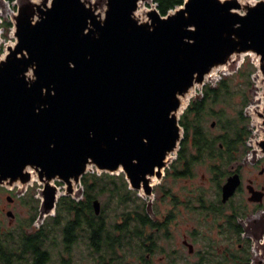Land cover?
Returning a JSON list of instances; mask_svg holds the SVG:
<instances>
[{
	"label": "water",
	"instance_id": "95a60500",
	"mask_svg": "<svg viewBox=\"0 0 264 264\" xmlns=\"http://www.w3.org/2000/svg\"><path fill=\"white\" fill-rule=\"evenodd\" d=\"M146 1L25 0L13 17L17 44L0 61V186L37 177L40 224L56 212V182L71 196L89 166L151 197L180 149L190 100L179 113L195 87L242 55L264 75V0H185L141 20ZM256 114L264 127V109ZM258 144L264 155V136ZM240 184L228 178L223 202ZM93 208L101 213L99 199Z\"/></svg>",
	"mask_w": 264,
	"mask_h": 264
},
{
	"label": "trees",
	"instance_id": "16d2710c",
	"mask_svg": "<svg viewBox=\"0 0 264 264\" xmlns=\"http://www.w3.org/2000/svg\"><path fill=\"white\" fill-rule=\"evenodd\" d=\"M153 2L157 4L160 14L166 16L172 10L182 6L185 0H153ZM4 25L7 33L13 26L11 22H5ZM256 72L257 68L253 63L244 62L236 73L223 76L215 86L206 85L203 88V97L191 99L180 116L183 139L178 158L173 166L175 170L173 177H194L197 165H203L211 174V180L214 183L209 191L203 187L191 191L192 197L189 199L192 200H190L192 206L190 208L194 214H197L200 222L207 219L209 208L204 207L206 204L215 209L216 215L213 222L218 223L221 220L219 217L222 216L224 207L220 206V200L217 197V185L229 174L231 163L242 159L246 154L245 143L250 131L247 130L246 123L249 120L244 117L243 109L250 102L249 88L253 83L251 77ZM237 79L238 82H236ZM237 95L241 97V102L233 104L235 116H227L225 110H215V104L218 102L231 104ZM213 118L217 119L213 122L215 125L224 127V133L219 135L213 133L211 129L213 126L209 124ZM81 183L83 185L81 199L75 200L70 196L61 197L55 216H49L46 224L39 229L28 231L36 219V215H32L26 221V225H20L14 230L0 231V264H44L46 258L45 251L42 249L44 236L49 237V244L52 247L50 253L62 252L60 248L62 237L65 238L67 245L80 243L86 245L88 247L86 252L89 255L94 253L104 257L111 255L113 264H155L146 257V254L152 251V258L159 249L155 232L158 224L147 213L146 202L137 196V191L129 188L125 175L106 172L87 173L83 176ZM169 194L170 190L164 188L163 200ZM102 196H107L104 206L115 207L109 212L112 215L109 222L122 221L123 218L128 220V233L124 232L123 225L101 224L107 218L104 215L99 217L95 215L93 202ZM176 199L173 198L174 205ZM197 204L199 208L194 207ZM33 209H36V206ZM102 210L104 212L103 207ZM155 213L157 216L160 215L159 210ZM176 214L177 212L169 211L165 215L168 216V220H172ZM226 218L221 236L231 245L230 253L227 251V254L225 251L217 254L208 250L203 253L205 255L203 259L191 264H227L230 261L235 264H249L250 240L242 239L241 233L244 230L237 229L238 224L234 218ZM94 222H98V225L95 226ZM64 231L65 234H63ZM211 243L214 242L210 238L205 245ZM239 243L242 244V249H239ZM23 254L35 255L34 260L23 257ZM174 255L176 257V254ZM88 260L90 261L89 257Z\"/></svg>",
	"mask_w": 264,
	"mask_h": 264
},
{
	"label": "rangeland",
	"instance_id": "374dc122",
	"mask_svg": "<svg viewBox=\"0 0 264 264\" xmlns=\"http://www.w3.org/2000/svg\"><path fill=\"white\" fill-rule=\"evenodd\" d=\"M25 0H0V61L4 60L7 56L8 49L10 47H15L17 44V38L15 36V27L14 25L10 28L7 33L5 22H11L14 24L13 17L18 13V9L21 3ZM33 2H40V0H31ZM95 1V0H93ZM252 1L253 3L257 0H247ZM153 8H157V4L153 2V0L141 2L138 11H146ZM175 10V9H174ZM172 10V11H174ZM143 13V12H142ZM237 61H241V66L244 62L250 61L255 65L256 58L252 55H242ZM259 64V62H258ZM231 71H228L225 68L218 69L214 72V75L207 77L205 80V85H197L195 89L191 93V99H197L203 97V88L206 85L215 86L223 76L225 75H233L238 71L237 68H230ZM252 85L249 88L250 102L243 109V115L249 121L246 123L247 130L250 131V135L246 140L245 145L247 146V151L244 157L239 162V168H241V174L244 175L245 180L248 178H257L264 181V176H260L261 167L264 166V155L261 154V148L258 146V142L263 139V125L262 120L257 117V110L263 111L264 109V75L258 71L252 75ZM239 80L237 79L236 82ZM235 87V86H234ZM236 89V87L234 88ZM241 100L239 95L235 96L234 101L231 104L226 102H218L215 104V110H225L227 116L233 117L235 116V108H233V104H237ZM189 101V102H190ZM217 121L216 118L210 120L209 124H213V122ZM212 131L214 134L219 135L224 133L223 126H213ZM179 151V150H178ZM178 151L175 152V158L172 161L173 163L169 165V168L165 171V176L163 180L154 186L153 195L151 197H147L142 191H137V196L143 199L146 202V211L149 216L156 220L157 218L163 219L162 215L168 214L169 208L167 201L163 200L164 197V188L170 190V194H177L180 198L185 197L186 195H190L191 191H195L196 189L203 187L209 191L212 189L211 185V174L207 171V168L203 165H197L196 167V176L188 177V178H175L173 177L175 170L173 166L177 160ZM261 160L260 167L256 168L253 164L254 161ZM230 168V166H229ZM89 173H93L94 170L91 166L88 169ZM117 173L116 175H119ZM56 185L59 187V197H63L65 194V185L61 182H56ZM43 185L38 181L37 177L31 181L27 188L22 186H16L14 188L11 187H2L0 186V225L6 229H15L20 225H26V221L31 218L32 215H36V219L30 228L36 229L39 227L40 223H38L37 219L39 216V210L41 207V197H40V189ZM212 192V191H210ZM83 193V185L78 184L75 187L74 193L70 196L72 199L80 200ZM169 194V195H170ZM192 195V194H191ZM210 195V193H209ZM213 195V193H211ZM8 197H11L13 200L9 201ZM107 196H102L99 200L102 203V207L104 209V216L107 220H111V210H114V206L111 207L104 206V202L106 201ZM168 200V199H167ZM36 206V209H33ZM11 210L15 214V219H12L6 215V212ZM121 211V209H118ZM160 211V215H156V211ZM163 213V214H162ZM55 216V213L54 215ZM255 215L250 219H248V223L244 224L243 228L245 229V233L242 236L243 238H248L251 243L250 248V260L249 264H264V251L262 249V244H264V222L259 223L258 217L254 219ZM49 217L45 219L47 221ZM250 220V222H249ZM172 223L169 226V235L165 232L164 234L157 233L158 239V248H161V252L156 253L152 256L153 260L156 264H191L197 262V255L191 256L188 252V249L183 245V239L185 236H188L189 240L192 241V237L190 236L191 232H194L195 229L200 231L202 235L199 238L194 240L195 248L197 250H203L204 240L203 237L211 238L214 243H220L219 246L227 248L228 241L219 233L211 229V226H207L208 219H203V224L200 222L197 214H194L191 211H188L181 207L180 211L177 212L176 216L172 219ZM169 237V238H168ZM231 246V245H230ZM178 251V255L175 250ZM219 253L222 251L217 250ZM176 254V257L175 255ZM183 255V256H182ZM175 257V258H174ZM173 260L175 262L173 263ZM227 264H235L234 262H228Z\"/></svg>",
	"mask_w": 264,
	"mask_h": 264
},
{
	"label": "flooded vegetation",
	"instance_id": "af4514ba",
	"mask_svg": "<svg viewBox=\"0 0 264 264\" xmlns=\"http://www.w3.org/2000/svg\"><path fill=\"white\" fill-rule=\"evenodd\" d=\"M178 158V156H177ZM253 164L255 165L256 168L260 167L261 165V160H256L253 162ZM239 162L238 160H235L231 163L230 168H229V174L227 176H225V178L223 179V181H221L218 185V192H217V197L220 200V206L224 207L223 208V213L222 216H220L219 218L221 220H219L218 223H214V215H216L215 209L209 207V204H206L204 207L205 208H209V210L207 211V226L209 227V225L211 226V229L214 228V230H216L219 235L221 236V234L223 233V227H225V222L227 221L226 217H232L236 220V224H238L237 229H243L244 232L241 233V235L243 236L245 233V229L243 228L244 224L248 221V219L251 220V218L255 215L254 219H257L258 217V222H264V181L257 179V178H248L245 180V177L243 174H241V168H239ZM238 173L240 175L241 178V184L240 186L237 188L236 192L234 193L233 196H231L226 202H223L222 199V188L224 186V184L227 182L228 178L234 174ZM260 176H264V166L261 167L260 170ZM180 178H188V177H180ZM163 180V179H162ZM159 183V182H158ZM156 183V184H158ZM211 185H213L214 183L211 180ZM155 184V185H156ZM154 185V186H155ZM192 194V193H191ZM186 195L183 198H180V196H178L177 194H170L167 196V198L165 199V202L167 201L168 205L166 206L167 208H169V211H174L179 212L181 207L191 211L192 208H190V206H192V204H190V197H192V195ZM177 195V197H176ZM9 198V197H8ZM173 198H177L176 199V204H173ZM168 199V200H167ZM13 200V199H12ZM192 201V200H191ZM196 207H200L199 204H197ZM11 210H8L6 212V215L8 216V212ZM95 213V211H94ZM103 210H101V213L99 215H97L95 213L96 216H102L103 214ZM163 219L157 218L155 221L158 224V227L155 229L157 233L159 234H164L163 232H165L167 235H169V226L170 224L173 222L172 220H168V216L167 215H162ZM12 219H15V214L14 217H12ZM249 220V222H250ZM248 223V222H247ZM246 223V224H247ZM46 224V221H44L42 224L39 225L38 228L39 229L41 226H44ZM95 226L98 225V222H94ZM101 224H108L110 226H115V225H123L124 227V232L128 233V226H129V221L125 220L123 218L122 221H117V222H109V221H103L101 222ZM18 228V227H17ZM15 228V229H17ZM3 230H9L6 228H3L2 225H0V231ZM10 230H14V229H10ZM33 230V229H32ZM30 228L28 229L29 232L32 231ZM47 231V230H46ZM45 231V232H46ZM119 231H117L118 233ZM66 232L64 231L63 234H65ZM46 234H48V232H46ZM164 234V235H166ZM202 235V233L200 231H197V229H195L194 232H191L190 236L192 237V241L189 240L188 236H185L183 239V245L184 248L186 247L188 249V252L191 256L197 255L198 260L203 259V257L205 255H203V253L205 251L208 250H212L213 252H217V254H220L217 250L222 251V253H224L225 251L230 253V244L228 243L227 248L224 247L222 249V247L219 246L220 243H211L208 245H205V242L209 241L210 238H204L203 240L205 248L203 247V250H197L195 248V243L194 240L196 238H199ZM169 238V237H168ZM245 240H249L248 238H243ZM49 237L48 236H44L42 239V249L45 251L44 255L46 256L45 260H44V264H113V260H112V256L111 255H107L106 257L94 253L89 255V253L86 252V250H88V247L84 244H68L65 242V238L60 239V248L62 250L61 253L59 254H55V253H50V251L52 250V247L49 244ZM212 244H215L214 246H212ZM189 245H192V251L191 248L189 247ZM234 245V243H233ZM239 249H242V244L239 243L238 244ZM155 251V250H153ZM178 249L175 250V252L178 254ZM152 252V251H151ZM151 252L149 251L146 254V257L150 259V261H153L155 264L156 262L153 260V258H151ZM161 252V248L158 249V251L156 250V253ZM227 252V254H228ZM155 253V254H156ZM154 254V255H155ZM23 257L26 258H30L31 260H34L35 255L33 254H23ZM88 257L90 259V261L88 260ZM100 258V259H99Z\"/></svg>",
	"mask_w": 264,
	"mask_h": 264
},
{
	"label": "bare ground",
	"instance_id": "6f19581e",
	"mask_svg": "<svg viewBox=\"0 0 264 264\" xmlns=\"http://www.w3.org/2000/svg\"><path fill=\"white\" fill-rule=\"evenodd\" d=\"M240 1H241L242 3H247V2H251V3H253L252 1H247V0H240ZM142 12H143V13H142ZM142 12L138 11V12H137V16H138L139 19L144 20V19H145V11H142ZM222 69H223V68H222ZM212 75H214V72H213L210 76H212ZM190 97H191V94H189V95L187 96V98H186V100L184 101L183 106H182V109H181V111H180L179 114H181V112L183 111V109L186 107V105H187V103H188V100H190ZM258 146H259V144H258ZM169 158L173 161L174 158H175V153H173ZM164 172H165V171H164ZM35 178H36V177L33 176V180H34ZM33 180H32V181H33ZM158 182H160L159 179H158L157 177H154V178H153V181H152L153 186H154L156 183H158ZM60 193H61V192H60ZM60 193H59V195H60Z\"/></svg>",
	"mask_w": 264,
	"mask_h": 264
},
{
	"label": "built area",
	"instance_id": "2783aa9c",
	"mask_svg": "<svg viewBox=\"0 0 264 264\" xmlns=\"http://www.w3.org/2000/svg\"><path fill=\"white\" fill-rule=\"evenodd\" d=\"M140 4H141V3H139V5H140ZM241 63H242V62L240 61V62H238L236 65L231 66V68H232V67H235V68L239 69V68L241 67ZM255 65H258V62H255ZM227 70H228V71H231L230 68H228ZM91 167L93 168L94 172H97V173H99V174L101 173V172L98 171L94 166H91Z\"/></svg>",
	"mask_w": 264,
	"mask_h": 264
}]
</instances>
